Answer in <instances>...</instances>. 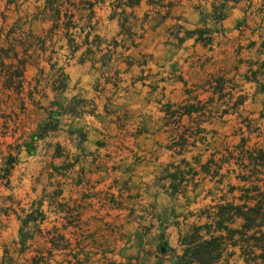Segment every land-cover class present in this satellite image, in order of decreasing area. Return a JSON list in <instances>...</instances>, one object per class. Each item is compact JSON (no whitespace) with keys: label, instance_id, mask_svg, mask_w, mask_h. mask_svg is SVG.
I'll list each match as a JSON object with an SVG mask.
<instances>
[{"label":"crops","instance_id":"obj_1","mask_svg":"<svg viewBox=\"0 0 264 264\" xmlns=\"http://www.w3.org/2000/svg\"><path fill=\"white\" fill-rule=\"evenodd\" d=\"M0 87V264H264V0H0Z\"/></svg>","mask_w":264,"mask_h":264},{"label":"rangeland","instance_id":"obj_2","mask_svg":"<svg viewBox=\"0 0 264 264\" xmlns=\"http://www.w3.org/2000/svg\"><path fill=\"white\" fill-rule=\"evenodd\" d=\"M4 97H5V93L2 91V88L0 87V102L4 99ZM17 116H18V113L15 114L13 117L15 119H17ZM5 118H7V116ZM4 128L5 127L3 126V129ZM43 132H45V129L41 130L42 134H43ZM41 133H39L38 135H40ZM34 213H35V217H33V218H37V220H39L40 219V217L38 215L39 213L37 211ZM22 239H23V242H24V240H26L25 237H22ZM20 249L23 251L26 250L27 255L32 256L33 264H53L52 258L55 256V253L52 251H54V248H40L41 251H39V248H20Z\"/></svg>","mask_w":264,"mask_h":264},{"label":"trees","instance_id":"obj_3","mask_svg":"<svg viewBox=\"0 0 264 264\" xmlns=\"http://www.w3.org/2000/svg\"><path fill=\"white\" fill-rule=\"evenodd\" d=\"M256 214H258V210H256ZM256 242H264V235H260L259 238L255 240ZM247 257V256H246ZM247 259V258H246Z\"/></svg>","mask_w":264,"mask_h":264}]
</instances>
